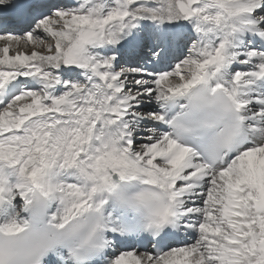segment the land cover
<instances>
[{
  "label": "snow or ice",
  "instance_id": "snow-or-ice-1",
  "mask_svg": "<svg viewBox=\"0 0 264 264\" xmlns=\"http://www.w3.org/2000/svg\"><path fill=\"white\" fill-rule=\"evenodd\" d=\"M0 264H264V0H0Z\"/></svg>",
  "mask_w": 264,
  "mask_h": 264
}]
</instances>
